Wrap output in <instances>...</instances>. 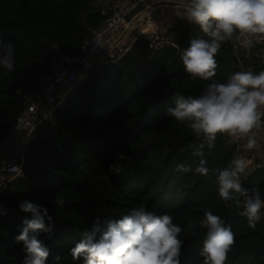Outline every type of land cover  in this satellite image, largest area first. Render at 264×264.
Returning <instances> with one entry per match:
<instances>
[{
    "label": "trees",
    "instance_id": "obj_1",
    "mask_svg": "<svg viewBox=\"0 0 264 264\" xmlns=\"http://www.w3.org/2000/svg\"><path fill=\"white\" fill-rule=\"evenodd\" d=\"M112 1L0 0V41L15 48L14 71L5 75L0 66V137L24 108L21 90L49 75L55 56L77 52L104 19L98 3ZM202 35L198 25L186 20L178 47L154 52L149 51L151 39L139 35L121 60L90 69L54 117L39 126L23 174L0 196V205L10 210L0 214V264H22L25 259L23 243L15 240L22 220L31 218L17 207L23 199L44 205L53 217V233L39 237L51 252L47 264H82L72 259L70 249L91 230L94 218L118 219L137 207L168 213L184 229L180 264H203L206 229L199 227V220L204 208L235 233L225 264H264V218L251 228L239 215L242 209L222 202L216 176L195 172L192 153L201 141L167 114L175 97L198 96L211 83L193 80L180 59L190 40ZM234 40L222 45L213 80L226 82L252 64L244 49L239 63ZM204 151L210 169L224 168L236 147L227 136H218L215 147ZM114 163L120 172L111 171ZM180 163L192 171L177 170ZM241 180L245 188L258 187L264 198V167ZM58 196L62 205L56 203ZM190 221L196 223L194 236L187 233Z\"/></svg>",
    "mask_w": 264,
    "mask_h": 264
},
{
    "label": "clouds",
    "instance_id": "obj_2",
    "mask_svg": "<svg viewBox=\"0 0 264 264\" xmlns=\"http://www.w3.org/2000/svg\"><path fill=\"white\" fill-rule=\"evenodd\" d=\"M183 18L203 33L181 52L184 70L193 80L211 83L205 84L198 96L175 97V106L168 108L167 114L201 141L192 153L195 172L205 177L215 175L222 202L242 209L239 215L255 228L264 218V198L258 187L242 184L248 162L234 158L228 167L210 169L204 150L214 148L218 136L244 139L248 150L258 147L256 133L264 127V70L237 71L226 82L212 78L217 74L216 57L224 43L235 39L250 48L254 42L264 41V0H187ZM0 66L5 75L15 69V48L10 42L0 41ZM177 170L190 172L192 167L180 163ZM56 203L62 205L64 200L58 196ZM17 207L31 215L22 220L15 237L23 243L22 264H47L51 252L39 237L53 233V217L47 207L32 200L23 199ZM199 227L206 229L200 253L203 264H225L235 243L231 226L204 208ZM195 228L196 223L190 221L188 235H196ZM183 231L172 215L137 207L118 219L96 216L91 230L82 234L70 254L82 264H180Z\"/></svg>",
    "mask_w": 264,
    "mask_h": 264
},
{
    "label": "built area",
    "instance_id": "obj_3",
    "mask_svg": "<svg viewBox=\"0 0 264 264\" xmlns=\"http://www.w3.org/2000/svg\"><path fill=\"white\" fill-rule=\"evenodd\" d=\"M187 0H113L102 9L103 21L84 40L75 53L55 56L51 62V73L44 76L34 87L21 90L24 108L12 126L0 137V196L10 183L23 174L25 156L30 142L39 126L51 120L66 102L75 85L84 80L90 69L98 64H111L121 60L131 49L139 35L151 39L149 51L165 46L178 47L177 40L166 33L165 25L183 20ZM139 32L133 36L136 26ZM153 27L149 36L147 30ZM256 42H254L255 44ZM257 44L264 45V41ZM251 48V47H250ZM245 48L239 40L233 41V51L242 64L240 51ZM258 147L248 150L246 140L229 137L236 147L234 158L248 162L245 174L264 167V127L257 130ZM113 173L121 171L114 163ZM10 210L0 205V214L8 215Z\"/></svg>",
    "mask_w": 264,
    "mask_h": 264
},
{
    "label": "rangeland",
    "instance_id": "obj_4",
    "mask_svg": "<svg viewBox=\"0 0 264 264\" xmlns=\"http://www.w3.org/2000/svg\"><path fill=\"white\" fill-rule=\"evenodd\" d=\"M98 5L101 9L106 8V4L103 2H99ZM106 10H107V8H106ZM185 21L186 20L183 19V20L178 21L177 23L165 25L166 27H165L164 31H166V33H168V34H171L175 38V40H177L179 31H180V26L183 25L185 23ZM141 27H142V24L136 26V28H135L136 31L133 32V36H136L138 34L139 29ZM255 44H257V43H255ZM257 45H259L257 48H255L253 45V46H251V48L244 50L245 53H249L251 55V63H252L247 68H245V70H252L255 72H259V71H256V69H259L260 71L264 70V45H260V44H257ZM244 51L241 50L240 53H244Z\"/></svg>",
    "mask_w": 264,
    "mask_h": 264
},
{
    "label": "bare ground",
    "instance_id": "obj_5",
    "mask_svg": "<svg viewBox=\"0 0 264 264\" xmlns=\"http://www.w3.org/2000/svg\"><path fill=\"white\" fill-rule=\"evenodd\" d=\"M152 29H153V27H152ZM153 30L150 31V27L148 28L147 32H148L149 36L152 34Z\"/></svg>",
    "mask_w": 264,
    "mask_h": 264
},
{
    "label": "crops",
    "instance_id": "obj_6",
    "mask_svg": "<svg viewBox=\"0 0 264 264\" xmlns=\"http://www.w3.org/2000/svg\"><path fill=\"white\" fill-rule=\"evenodd\" d=\"M153 30L152 27H150V31ZM136 31V30H135Z\"/></svg>",
    "mask_w": 264,
    "mask_h": 264
},
{
    "label": "water",
    "instance_id": "obj_7",
    "mask_svg": "<svg viewBox=\"0 0 264 264\" xmlns=\"http://www.w3.org/2000/svg\"><path fill=\"white\" fill-rule=\"evenodd\" d=\"M78 85V83L75 85V87Z\"/></svg>",
    "mask_w": 264,
    "mask_h": 264
}]
</instances>
